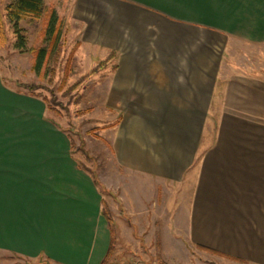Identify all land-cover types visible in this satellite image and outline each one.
Returning a JSON list of instances; mask_svg holds the SVG:
<instances>
[{
    "label": "crops",
    "instance_id": "0c3cea01",
    "mask_svg": "<svg viewBox=\"0 0 264 264\" xmlns=\"http://www.w3.org/2000/svg\"><path fill=\"white\" fill-rule=\"evenodd\" d=\"M42 3L112 62L106 105L118 116L109 144L115 171L101 183L119 204L118 241L126 234L145 251L147 234L162 238L165 229L170 243L264 264V78L232 59L264 46V0ZM38 102L0 76V251L101 264L113 241L102 202L113 200ZM31 107L42 123L32 129L21 117ZM182 186L189 196L173 207L165 197Z\"/></svg>",
    "mask_w": 264,
    "mask_h": 264
},
{
    "label": "rangeland",
    "instance_id": "374dc122",
    "mask_svg": "<svg viewBox=\"0 0 264 264\" xmlns=\"http://www.w3.org/2000/svg\"><path fill=\"white\" fill-rule=\"evenodd\" d=\"M7 4L8 0H0V15L3 18L0 17V76L5 86L13 92L27 96L35 95L45 100L49 109L44 105V121L48 120L58 126L71 143V153L78 160L80 167L92 175L103 198L107 202L113 200L109 203L110 207L105 201L102 202L113 230V250L105 264H241L198 251L192 245L176 243L175 239L170 243L171 237L165 229H158L162 231V238L152 233L147 234L145 239H148L147 242L151 239V244L147 243L149 248L145 251L137 248L136 243L134 245L130 242L129 236L125 238L126 234L120 235L121 240L118 241V231L113 227L112 218L118 216L119 204L112 189H106L101 183L102 173L108 169L115 171V167H110L112 162L109 144L118 116L106 105V78L111 73L112 62H109L108 56L100 50L82 44L80 37L76 35L75 27H70L69 24L66 26L68 21L63 20L60 23H65V27L61 30L58 53L44 62L39 71L34 70L33 52L42 45V28L46 16L37 21L24 19L19 23L26 41V49L33 50L21 52L14 48L15 36L6 16L3 17ZM232 59L237 62L238 67L264 78V46L238 49L232 54ZM38 101L40 108L43 107L39 99ZM31 110L32 107L21 116L30 123V129L42 124L39 120L41 112L34 114ZM30 135H33L32 132ZM172 193L173 196L167 195L165 198L166 201L168 198L171 201L172 197L173 207L177 204L176 199L180 198L181 202V199L185 200L189 196L183 186L173 188ZM169 214L174 215V212ZM139 231L135 230V237ZM150 231L157 230L152 228ZM171 235L172 238H177L175 233ZM0 264L50 263L42 260L30 261L0 251Z\"/></svg>",
    "mask_w": 264,
    "mask_h": 264
},
{
    "label": "trees",
    "instance_id": "16d2710c",
    "mask_svg": "<svg viewBox=\"0 0 264 264\" xmlns=\"http://www.w3.org/2000/svg\"><path fill=\"white\" fill-rule=\"evenodd\" d=\"M6 18L11 25V29L15 36L14 48L18 51L30 52L32 49H26V41L19 28V23L24 20H40L46 16L44 27L42 28V45L33 52L34 64L33 69L39 71L44 62L51 59V57L58 53L60 28L61 23L58 21L53 10L47 11L42 0H8L5 6ZM33 51V50H32ZM32 98L39 99L45 106V100L35 95H29ZM49 109V106L47 107ZM102 215L106 221L111 225L109 215L106 213L105 205L102 203ZM111 229V228H110ZM113 245H110L108 252L101 264H105L111 256Z\"/></svg>",
    "mask_w": 264,
    "mask_h": 264
}]
</instances>
